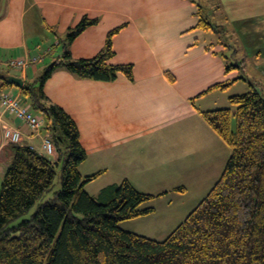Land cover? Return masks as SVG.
Masks as SVG:
<instances>
[{
  "label": "crops",
  "instance_id": "crops-1",
  "mask_svg": "<svg viewBox=\"0 0 264 264\" xmlns=\"http://www.w3.org/2000/svg\"><path fill=\"white\" fill-rule=\"evenodd\" d=\"M214 1L217 11L219 4H224L233 31L248 36L249 43L255 45L249 52L251 65L239 57L227 68L226 50L234 40L225 44L219 31L199 25L204 13L195 0H0V66L9 60L4 57L15 55H41V61L51 56V64L63 55L69 28L85 16L98 18V22L69 45L75 59L98 54L110 30L119 27L113 35L114 55L109 61L131 64L132 76L121 72L115 79L97 80L59 67L43 87L48 102L64 108L79 128L87 152L80 172H99L98 176L187 173L193 168L194 153L206 149L207 136L224 147V140L202 111L228 106L219 102L225 98L230 103V96L239 93L222 91L239 79L248 80L249 85L253 82L264 93V0ZM41 28L54 34L45 47L35 43ZM241 67L249 69L248 75L242 74ZM27 70L16 74L24 84ZM220 82L229 84L208 90ZM3 90L8 91L0 84V95ZM19 93L21 88L17 96ZM211 95L213 104L207 98ZM5 125L19 128L23 144L36 145L40 153L43 137L49 134L44 127L34 133L4 107L0 97V182L15 152L14 145L4 139ZM221 154L212 161H218ZM222 159L211 162L210 167L217 163L220 171ZM108 160L109 166L97 164Z\"/></svg>",
  "mask_w": 264,
  "mask_h": 264
},
{
  "label": "trees",
  "instance_id": "trees-1",
  "mask_svg": "<svg viewBox=\"0 0 264 264\" xmlns=\"http://www.w3.org/2000/svg\"><path fill=\"white\" fill-rule=\"evenodd\" d=\"M195 1L204 9L202 0ZM203 13L199 25L220 32ZM97 22L85 16L70 27L63 55L44 69L38 83L25 82L21 88L26 102L46 114L58 156L14 144L0 190V264H264V93L253 82L245 93L230 96L233 106L202 111L231 154L207 196L165 239L120 226L154 211L141 208L154 194L139 191L128 179L103 187L97 196L86 190L99 172H80L87 152L79 128L64 108L48 102L43 87L59 67L97 80H112L121 72L133 75L131 64L109 61L119 27L110 30L95 56L72 58L73 39ZM228 84L216 83L208 90ZM58 175L61 189L55 199L31 211L54 188Z\"/></svg>",
  "mask_w": 264,
  "mask_h": 264
},
{
  "label": "rangeland",
  "instance_id": "rangeland-1",
  "mask_svg": "<svg viewBox=\"0 0 264 264\" xmlns=\"http://www.w3.org/2000/svg\"><path fill=\"white\" fill-rule=\"evenodd\" d=\"M202 1H203L202 3H204L203 12H205L206 17H209L215 23L216 22L219 23L220 26L219 30L221 32L222 30H224V33L219 32L220 39H222V36L223 39L226 38L224 40L225 44H228L230 40L231 41L234 40L235 44L230 43V47H228L226 50V55L228 56L226 60L229 61L230 64H233L236 63L239 57H241V59L246 60V63L248 65L249 64L251 65L252 59L250 58L251 56H249L251 55L249 52L254 51L255 45L253 43L252 44L249 43L248 36H241L238 35L237 32L235 33L233 31V27L231 25V19L228 15L226 8H224V4L218 3L221 8L220 10L217 11L215 9L217 4L214 0H208V4H206V0H202ZM212 2H215V4L214 3L211 4ZM216 15H218V18ZM27 27L28 28L30 27L29 23ZM44 30L45 29L41 28L40 30L41 32L38 34V37L35 38V43H41L42 47L47 46L48 42H46V40L54 36L53 33L44 32ZM8 57L10 56L4 57L3 59L4 60L12 59V57L10 58ZM21 57L15 55L14 58H21ZM51 58H52L51 56H47L45 61L40 60L37 61L34 65L29 64L27 66L28 67L27 82L36 81L38 83L37 81L38 78L44 72L45 67L49 65L48 63H50ZM9 60H7L6 63ZM24 69L11 67L6 64L5 66H0V73H2L5 76L7 75L16 76V74L20 76L19 71ZM241 70H242L241 71L242 74L247 73L248 75L249 69L247 70L245 67H241ZM3 82L4 80L0 79V84H3ZM249 89H250V85L248 80L239 79L236 83L231 84V86H229L227 90L222 92L225 93L227 92V95L228 93H233V92L240 94V93H245ZM5 90L8 91L14 90L15 93L13 92L14 94L13 93L12 94L15 95L17 92H19L20 87L9 84L6 86ZM19 96H21V99L26 102L27 99L23 93L22 94L19 93ZM207 98H209L208 100L211 101V103L213 104L214 100L212 99V95ZM26 103H27L26 105L33 111L34 114L40 117L43 120V122L44 121L46 122V124L44 122V126H43L46 129L47 119H48L46 114H44L38 109L33 108L29 101H27ZM219 103H221V105L222 104L228 105V107L233 106L225 98H224V102H222L221 100V102ZM5 126H11V125H5ZM49 135L50 133L44 136L43 140L45 137H50ZM204 140H207L206 149H204L200 154H197L198 156L194 153L193 162L191 164L193 168L188 170L187 173L177 171L176 174H101L93 181H91V183L88 186H85V188L89 193L94 195L93 192L101 190L102 187L109 185L111 182L114 181L121 182L126 177L130 178L134 184L132 182L131 183L139 191L145 193H151L155 195L153 198L144 202L141 205V208L153 207L154 211L148 214H143L138 217L122 221L120 223V226L126 230L133 231L151 237L153 239L163 240L182 221H184V219L188 216V214L207 196L209 191L219 180V178L221 177L224 171L226 162L229 158V150H231V148L225 141H224V147L222 148L218 143L214 141L215 139L213 138L207 136ZM36 141L37 140L35 139V142ZM40 151L42 152V154L44 153V150H40ZM220 153L222 154L220 155L218 161H220L222 157L223 159H222L221 169L219 171L217 170L218 161L217 160L212 161V160L216 158ZM57 156L58 153L56 151V155L54 157ZM202 162L204 163V165H201ZM211 162H217L215 164V168L210 167ZM97 164L103 166H109V160L105 162H99ZM85 171L90 172L91 170L85 169ZM4 174H3V178H4ZM84 175H88V174H84ZM2 181L3 179L0 182V190H1ZM60 189H61V183L58 175V177L55 180L54 188L49 193H46L42 198H40L31 211H34L39 203H43L45 201H53L56 197V192ZM20 219L21 218L17 220L20 221Z\"/></svg>",
  "mask_w": 264,
  "mask_h": 264
},
{
  "label": "built area",
  "instance_id": "built-area-1",
  "mask_svg": "<svg viewBox=\"0 0 264 264\" xmlns=\"http://www.w3.org/2000/svg\"><path fill=\"white\" fill-rule=\"evenodd\" d=\"M40 59L41 56H25L21 58H12L7 62V65L19 69H24L29 64ZM0 97L4 107L11 113L15 114L23 122H25L33 132H37L43 127V120L36 114H34L33 111L22 102L20 96L13 95L8 91H3L1 92ZM3 136L5 141L9 144H22L23 134L19 128L13 126H5L3 129ZM42 145L46 155L54 158L57 151L54 141L50 137H45ZM30 146L31 148H35L34 145Z\"/></svg>",
  "mask_w": 264,
  "mask_h": 264
},
{
  "label": "water",
  "instance_id": "water-1",
  "mask_svg": "<svg viewBox=\"0 0 264 264\" xmlns=\"http://www.w3.org/2000/svg\"><path fill=\"white\" fill-rule=\"evenodd\" d=\"M4 81L11 85H16L20 88L24 86V79L15 75H7L4 77Z\"/></svg>",
  "mask_w": 264,
  "mask_h": 264
}]
</instances>
